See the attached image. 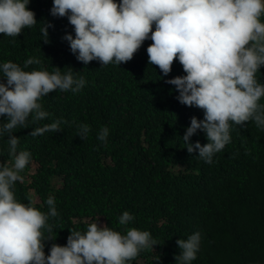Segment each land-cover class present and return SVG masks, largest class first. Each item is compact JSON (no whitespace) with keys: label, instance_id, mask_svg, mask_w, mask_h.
I'll use <instances>...</instances> for the list:
<instances>
[{"label":"trees","instance_id":"16d2710c","mask_svg":"<svg viewBox=\"0 0 264 264\" xmlns=\"http://www.w3.org/2000/svg\"><path fill=\"white\" fill-rule=\"evenodd\" d=\"M52 2L30 0L37 24L17 38L0 34V63L23 67L35 57L41 64L25 70L71 68L86 80L75 94L49 93L41 101L49 117L34 123L30 117L26 128L14 131L20 139L17 151L32 154L21 173L24 181L16 182L17 199L47 213L51 196L59 213L49 219L52 233L44 231L51 239L45 242V255L52 244L66 245L70 229L86 231L97 220L122 234L133 227L151 233L156 246L130 264H176L177 239L195 232L201 233V243L192 264H264V130L253 121L233 125L231 142L212 164L196 157V151L189 154L182 137L191 118L203 120L204 111L180 104L175 86L166 83L186 75L178 60L163 76L148 63L152 41L146 40L128 62L85 65L63 40L66 34L74 36L73 27L67 17L50 15ZM47 24L53 27L45 43L41 29ZM259 71L264 84V67ZM57 119L67 121L60 131L30 135ZM81 124L90 126L86 139L78 134ZM102 127L109 129L106 143L97 139ZM196 141L201 146L208 142L199 130L189 142ZM12 162L5 136L0 138V163ZM124 211L134 216L126 226L119 224Z\"/></svg>","mask_w":264,"mask_h":264},{"label":"clouds","instance_id":"9594fccd","mask_svg":"<svg viewBox=\"0 0 264 264\" xmlns=\"http://www.w3.org/2000/svg\"><path fill=\"white\" fill-rule=\"evenodd\" d=\"M30 0H0V34L17 38L24 29L37 24L35 13L29 10ZM53 17H67L74 36L66 34L70 52L87 65L99 61L102 66L130 61L146 40L151 65L158 66L163 76L172 70L174 59L186 75L167 80L178 92L182 105L204 111V119L192 117L182 140L189 154L196 151L207 164L231 142V128L245 122H255L264 130V84L258 79L264 67V0H53ZM153 26L155 30L153 31ZM43 25V41L48 42V28ZM39 58H29L23 67L7 61L0 63V138L7 136L11 165L0 163V264H130L141 251L152 249L156 240L151 233L128 228L126 233L97 220L86 231L70 229L65 246L52 244L45 255L44 231L52 233L50 218L58 217L55 198L46 200L45 213L32 203H22L15 192L16 182L32 159L31 152L17 151L20 139L17 128L44 120L49 113L42 99L49 93L79 92L86 85L83 76L77 78L71 68L63 72L53 68L27 71L30 65H40ZM57 119L34 128L30 135L41 136L58 132ZM79 136L86 139L90 126L81 124ZM198 130L207 143H190ZM109 129L102 127L97 139L107 142ZM98 219V218H97ZM134 216L124 211L119 224L126 226ZM201 233L187 239H177L181 250L176 264H192L200 249Z\"/></svg>","mask_w":264,"mask_h":264},{"label":"rangeland","instance_id":"374dc122","mask_svg":"<svg viewBox=\"0 0 264 264\" xmlns=\"http://www.w3.org/2000/svg\"><path fill=\"white\" fill-rule=\"evenodd\" d=\"M174 169V171H178V169L177 168H173ZM34 201H36L35 199H34Z\"/></svg>","mask_w":264,"mask_h":264}]
</instances>
